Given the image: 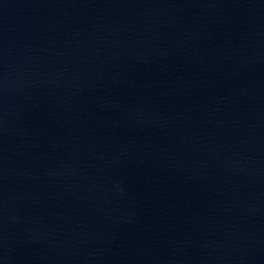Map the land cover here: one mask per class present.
Segmentation results:
<instances>
[{
    "label": "water",
    "instance_id": "1",
    "mask_svg": "<svg viewBox=\"0 0 264 264\" xmlns=\"http://www.w3.org/2000/svg\"><path fill=\"white\" fill-rule=\"evenodd\" d=\"M0 264H264V0H0Z\"/></svg>",
    "mask_w": 264,
    "mask_h": 264
}]
</instances>
